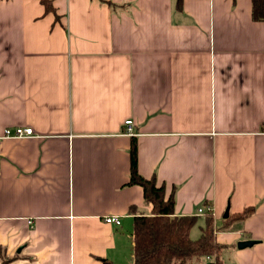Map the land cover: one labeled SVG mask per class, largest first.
I'll list each match as a JSON object with an SVG mask.
<instances>
[{"label":"crops","instance_id":"crops-1","mask_svg":"<svg viewBox=\"0 0 264 264\" xmlns=\"http://www.w3.org/2000/svg\"><path fill=\"white\" fill-rule=\"evenodd\" d=\"M52 3L0 0L9 264H132L134 217L153 208L129 184L133 138L140 174L174 190L177 214L210 204L231 225L216 231L222 264H264V22L252 1ZM17 127L34 136L3 138Z\"/></svg>","mask_w":264,"mask_h":264},{"label":"trees","instance_id":"trees-1","mask_svg":"<svg viewBox=\"0 0 264 264\" xmlns=\"http://www.w3.org/2000/svg\"><path fill=\"white\" fill-rule=\"evenodd\" d=\"M47 12H55L52 0H40ZM251 16L255 22H264V0H251ZM131 150V171L129 184L143 187L145 202L152 204V211L134 217V240L132 264H188L191 262L205 264L206 256L213 257V263L222 264L223 244L217 241L216 231L228 229L230 224H216L211 212L204 213L205 224L201 236L193 238L190 231L198 223L202 214H177L175 212V192H166L165 183L156 177H143L139 171L137 139L133 138ZM255 210L249 206L237 214L239 218L248 217ZM233 215L226 220L230 221ZM0 252V264H9Z\"/></svg>","mask_w":264,"mask_h":264},{"label":"built area","instance_id":"built-area-1","mask_svg":"<svg viewBox=\"0 0 264 264\" xmlns=\"http://www.w3.org/2000/svg\"><path fill=\"white\" fill-rule=\"evenodd\" d=\"M126 126L128 128V133L133 131L134 121L129 119V121L126 122ZM34 136V131L31 128H22L17 127L15 129H7L5 130L3 138H13V139H24V138H30ZM206 212H213V206L210 204H207L206 206H201L198 209V214L204 215ZM105 221L109 223H121L120 217L118 215H105L104 217ZM205 264H215L213 263V257L211 255L206 256V262Z\"/></svg>","mask_w":264,"mask_h":264},{"label":"water","instance_id":"water-1","mask_svg":"<svg viewBox=\"0 0 264 264\" xmlns=\"http://www.w3.org/2000/svg\"><path fill=\"white\" fill-rule=\"evenodd\" d=\"M229 215V209H227L225 216ZM255 241L253 239H249V240H240L238 242V247L239 248H244V247H248L249 245H252Z\"/></svg>","mask_w":264,"mask_h":264},{"label":"rangeland","instance_id":"rangeland-1","mask_svg":"<svg viewBox=\"0 0 264 264\" xmlns=\"http://www.w3.org/2000/svg\"><path fill=\"white\" fill-rule=\"evenodd\" d=\"M199 222L195 225L194 227V231L190 233V235L193 237V238H199L201 235V231L199 229Z\"/></svg>","mask_w":264,"mask_h":264}]
</instances>
